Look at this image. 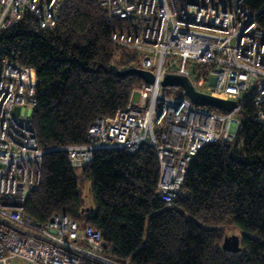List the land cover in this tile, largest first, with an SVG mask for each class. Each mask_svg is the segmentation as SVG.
<instances>
[{"label":"trees","instance_id":"1","mask_svg":"<svg viewBox=\"0 0 264 264\" xmlns=\"http://www.w3.org/2000/svg\"><path fill=\"white\" fill-rule=\"evenodd\" d=\"M242 2L264 32V0ZM129 31L100 0H64L52 29L25 15L0 31L13 61L32 69L36 80L30 121L44 154L40 183L23 214L40 225L61 214L98 231L104 255L122 264H264V124L251 100L237 113L233 143L197 151L169 206L157 195L159 165L150 145L133 154L95 151L80 169L58 150L84 145L89 127L115 118L143 84L136 75H116L136 66V53L112 39ZM77 176L88 185L87 201ZM224 228L240 232L238 253L222 250Z\"/></svg>","mask_w":264,"mask_h":264},{"label":"built area","instance_id":"2","mask_svg":"<svg viewBox=\"0 0 264 264\" xmlns=\"http://www.w3.org/2000/svg\"><path fill=\"white\" fill-rule=\"evenodd\" d=\"M64 0H0V31L25 15L52 29ZM109 17L130 25L113 41L137 55L136 66L154 82L132 90L115 118L97 119L82 146L59 148L80 169L95 151H138L151 146L159 165L158 198L169 206L197 151L212 143H233L237 113L251 100L264 124V32L242 0H100ZM14 50L0 41V264H122L104 255L98 231L53 215L40 225L22 212L37 190L44 154L30 121L35 74L14 62ZM164 75L187 78L195 91L236 107L222 114L199 107L162 88ZM181 91V90H180ZM137 97L134 101L133 98Z\"/></svg>","mask_w":264,"mask_h":264},{"label":"water","instance_id":"3","mask_svg":"<svg viewBox=\"0 0 264 264\" xmlns=\"http://www.w3.org/2000/svg\"><path fill=\"white\" fill-rule=\"evenodd\" d=\"M116 75L120 78L129 75H136L145 84H151L154 82V77L151 73L136 68H130L128 70L118 72ZM160 86L162 88H176L181 90L183 97L187 98L191 103L199 107L213 108L225 113L232 111L236 107V103L232 101H224L195 91L190 81L185 77L164 75L160 82ZM221 248L223 251L228 253H238L240 251L238 237L235 235L224 237Z\"/></svg>","mask_w":264,"mask_h":264},{"label":"rangeland","instance_id":"4","mask_svg":"<svg viewBox=\"0 0 264 264\" xmlns=\"http://www.w3.org/2000/svg\"><path fill=\"white\" fill-rule=\"evenodd\" d=\"M133 100L136 101L137 97L135 96L133 98ZM76 174H78V173H76ZM77 185H78V189H79L80 195L82 197V200L83 199L86 200L87 196H88V191H87L88 185L82 183L78 176H77ZM224 233H225L226 237H229V236H232V235H235V236L238 237V235H240L239 231H237L235 229H231V228H224Z\"/></svg>","mask_w":264,"mask_h":264}]
</instances>
